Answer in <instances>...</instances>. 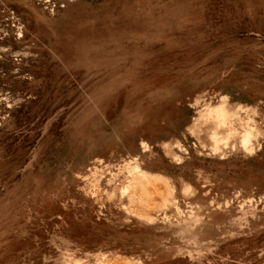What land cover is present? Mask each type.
<instances>
[{
	"label": "rangeland",
	"instance_id": "obj_1",
	"mask_svg": "<svg viewBox=\"0 0 264 264\" xmlns=\"http://www.w3.org/2000/svg\"><path fill=\"white\" fill-rule=\"evenodd\" d=\"M0 264H264V0H0Z\"/></svg>",
	"mask_w": 264,
	"mask_h": 264
},
{
	"label": "bare ground",
	"instance_id": "obj_2",
	"mask_svg": "<svg viewBox=\"0 0 264 264\" xmlns=\"http://www.w3.org/2000/svg\"><path fill=\"white\" fill-rule=\"evenodd\" d=\"M244 142H245V144H246V143H247V140H245Z\"/></svg>",
	"mask_w": 264,
	"mask_h": 264
}]
</instances>
